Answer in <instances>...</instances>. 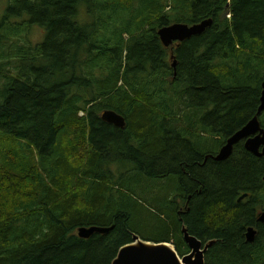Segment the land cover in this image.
I'll return each instance as SVG.
<instances>
[{
    "label": "trees",
    "instance_id": "16d2710c",
    "mask_svg": "<svg viewBox=\"0 0 264 264\" xmlns=\"http://www.w3.org/2000/svg\"><path fill=\"white\" fill-rule=\"evenodd\" d=\"M209 18L172 47L158 35ZM33 25L42 42L27 39ZM263 81L264 0H10L0 264H112L134 234L184 256L183 225L216 240L205 264H264V157L241 144L211 157L257 113ZM107 109L126 127L104 121ZM91 226L110 230L78 235Z\"/></svg>",
    "mask_w": 264,
    "mask_h": 264
},
{
    "label": "water",
    "instance_id": "95a60500",
    "mask_svg": "<svg viewBox=\"0 0 264 264\" xmlns=\"http://www.w3.org/2000/svg\"><path fill=\"white\" fill-rule=\"evenodd\" d=\"M213 24V19H205L194 24L176 22L161 27L158 35L161 41L167 47L179 44L192 36L202 34ZM174 57V55H172ZM176 60L173 66L176 67ZM264 112V81L262 83V94L257 114L247 122L240 130L235 132L227 139V142L220 148L216 155H212L215 160L223 161L228 159L234 151L235 145L241 140L247 138L246 149L255 156L264 157V127L260 121V115ZM102 119L117 127L125 128V117L115 110L107 109L102 113ZM255 135L254 137H251ZM248 193L240 196L239 201L247 198ZM259 222L264 223V212L259 216ZM110 228L91 226L81 227L78 235L83 238L90 237L95 232H107ZM182 232L184 239L189 246L190 251L184 256H180L177 250L169 242H153L142 239L134 234L133 242L122 246L112 264H205V256L209 248L214 245L216 240H210L204 243L195 235H192L186 225H183ZM257 229L250 226L246 236L249 241H254L257 235Z\"/></svg>",
    "mask_w": 264,
    "mask_h": 264
},
{
    "label": "rangeland",
    "instance_id": "374dc122",
    "mask_svg": "<svg viewBox=\"0 0 264 264\" xmlns=\"http://www.w3.org/2000/svg\"><path fill=\"white\" fill-rule=\"evenodd\" d=\"M9 1L10 0H0V16H2V14L5 12L8 4H9ZM228 17H230V14H228ZM45 32L46 31H45V29L43 27L37 26V25H33L32 29L28 33L27 39L32 41L33 43L42 42V40L44 39V36H45ZM112 167L115 168V165H112ZM144 187H146V188H144ZM142 188L144 190L148 189L146 185H143ZM142 229H143V231H145L146 228H142ZM77 233H78V231H77ZM171 245L175 248V245L173 243H171Z\"/></svg>",
    "mask_w": 264,
    "mask_h": 264
},
{
    "label": "flooded vegetation",
    "instance_id": "af4514ba",
    "mask_svg": "<svg viewBox=\"0 0 264 264\" xmlns=\"http://www.w3.org/2000/svg\"><path fill=\"white\" fill-rule=\"evenodd\" d=\"M257 114V113H256ZM255 114V115H256ZM263 114H264V112L260 115V121H261V124H262V127H264V119H263ZM254 115V116H255ZM253 116V117H254ZM255 135H252L251 137H254ZM246 141H247V138H244L243 140H241L238 144H241L242 146H244V148L246 149V147H245V143H246ZM226 142H227V140H226ZM225 142V143H226ZM224 143V144H225ZM223 144V145H224ZM236 146V145H235ZM235 148V147H234ZM220 150V149H219ZM219 152V151H218ZM217 152V153H218ZM212 157V156H211ZM213 158V157H212ZM240 198V197H239ZM245 199H243V201H244ZM262 212H264V209H262V208H260V209H258L257 211H256V217H257V219H258V221H259V216H260V214L262 213ZM261 223V222H260ZM256 229H257V231H259V228L257 227V226H254ZM258 233V232H257Z\"/></svg>",
    "mask_w": 264,
    "mask_h": 264
},
{
    "label": "bare ground",
    "instance_id": "6f19581e",
    "mask_svg": "<svg viewBox=\"0 0 264 264\" xmlns=\"http://www.w3.org/2000/svg\"><path fill=\"white\" fill-rule=\"evenodd\" d=\"M120 160V159H119ZM131 165V164H130ZM111 187V186H110Z\"/></svg>",
    "mask_w": 264,
    "mask_h": 264
}]
</instances>
